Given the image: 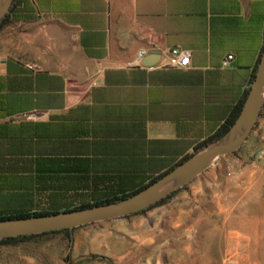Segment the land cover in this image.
Wrapping results in <instances>:
<instances>
[{"label":"crops","instance_id":"0c3cea01","mask_svg":"<svg viewBox=\"0 0 264 264\" xmlns=\"http://www.w3.org/2000/svg\"><path fill=\"white\" fill-rule=\"evenodd\" d=\"M263 42L264 0H14L0 27V216L119 197L165 173L224 123ZM173 47L190 50L187 67H164ZM141 49L158 52L155 64L126 67ZM257 122L247 140L264 133V115ZM178 200L177 213L163 215L178 226L169 238L129 229L131 240L157 250L179 242L177 264H258L259 254L249 263V251L227 243L195 245L212 239L196 226L222 212L219 200Z\"/></svg>","mask_w":264,"mask_h":264},{"label":"rangeland","instance_id":"374dc122","mask_svg":"<svg viewBox=\"0 0 264 264\" xmlns=\"http://www.w3.org/2000/svg\"><path fill=\"white\" fill-rule=\"evenodd\" d=\"M263 115L260 110L257 120L260 121ZM240 172L251 175L252 183L241 182L245 178L243 175L238 180L236 175ZM180 196L184 197L185 207L194 205L193 196L204 197L207 201L217 199L225 206L218 214L212 209L215 212L207 222L196 226L197 231H212L211 240L195 241L197 247L211 244L213 249L223 248L227 243L230 253L234 254L236 247L239 253L249 251L251 263V252H254L259 254V258L254 256L259 259L258 264H264V133L259 132L254 139H246L232 154L217 159L163 203L140 214L73 228L68 234L50 233L2 244L0 264H177L175 253L179 242L165 239L160 241L157 250L155 245L133 242L127 230L155 232L163 229L166 231L164 236L169 238L170 226L168 219L163 222V215L170 211L177 213ZM204 205L208 203L201 204ZM170 222L172 224L174 220ZM101 225L111 229L116 225L121 227L109 232L100 230ZM177 228L172 226L170 229ZM225 231H243L247 238L227 241L216 238L218 233ZM111 237L116 238L118 244L113 243ZM172 246L174 248L170 249ZM234 259L236 256H229V260Z\"/></svg>","mask_w":264,"mask_h":264},{"label":"water","instance_id":"95a60500","mask_svg":"<svg viewBox=\"0 0 264 264\" xmlns=\"http://www.w3.org/2000/svg\"><path fill=\"white\" fill-rule=\"evenodd\" d=\"M13 0H0V20ZM158 52L142 58L143 66L157 61ZM264 103V42L240 111L231 126L216 140L191 153L159 178L132 195L82 209L0 220V240L46 232L70 230L80 226L132 215L182 188L222 156L232 154L247 139Z\"/></svg>","mask_w":264,"mask_h":264},{"label":"trees","instance_id":"16d2710c","mask_svg":"<svg viewBox=\"0 0 264 264\" xmlns=\"http://www.w3.org/2000/svg\"><path fill=\"white\" fill-rule=\"evenodd\" d=\"M14 9V0L12 1V4L8 10V12L5 14V16L0 20V27L5 24L7 22V19H8V16L10 15V13L13 11ZM262 51V49H261ZM261 54V52H260ZM260 56V55H259ZM259 59V58H258ZM258 63V61H257ZM257 65V64H256ZM255 69H256V66H255ZM255 69L253 71V75H252V79L251 81L253 80V77H254V73H255ZM246 94H247V91H245L244 95L242 96V98L236 103V105L233 107V109L230 111L228 117L226 118V120L224 121V123L216 130L215 133H213L210 137H208L207 139H205L204 141H202L201 143L197 144L194 151L193 152H196L198 150H200L201 148L205 147L207 144H209L210 142L218 139L230 126L231 124L234 122L235 118L237 117L239 111H240V108L242 106V103L246 97ZM191 154L183 157L180 161H178L176 164L182 162L183 160H185L188 156H190ZM175 164V165H176ZM174 165V166H175ZM173 166V167H174ZM172 168V167H171ZM170 168V169H171ZM169 169V170H170ZM162 175V174H161ZM161 175L151 179L146 185H148L149 183L153 182L154 180H156L157 178H159ZM145 185V186H146ZM143 186V187H145ZM143 187H141L140 189H142ZM139 189V190H140ZM179 190V189H178ZM178 190L174 191L173 193L169 194L167 197H165L164 199L150 205L149 207L145 208L144 210L142 211H139L137 213H134L132 215H136V214H140V213H143L144 211H147L161 203H163L165 200H167L169 197H171L173 194H175ZM138 191V190H137ZM137 191H133L131 193H128V194H125V195H121V196H114V197H110V198H107V199H104V200H100V201H97V202H94L92 204H84V205H81V206H78V207H73V208H69V209H63L61 211H68V210H74V209H82V208H87V207H90V206H94V205H100V204H106V203H110V202H113V201H116V200H119L121 198H125V197H128L130 195H132L133 193L137 192ZM56 212H60V211H39V212H33V213H23V214H14V215H7V216H0V220H3V219H15V218H24V217H28V216H36V215H44V214H51V213H56ZM127 217V216H125ZM70 232V230H61V231H54V232H46V233H41V234H35V235H26V236H21V237H14V238H8V239H2L0 240V245L2 244H7V243H10V242H15V241H18V240H23V239H26V238H29V237H34V236H40V235H45V234H50V233H65V234H68Z\"/></svg>","mask_w":264,"mask_h":264},{"label":"built area","instance_id":"2783aa9c","mask_svg":"<svg viewBox=\"0 0 264 264\" xmlns=\"http://www.w3.org/2000/svg\"><path fill=\"white\" fill-rule=\"evenodd\" d=\"M146 51L141 49L136 52L134 58L126 64V67L133 68V67H142L141 59L145 56ZM166 56V63L164 67L172 68V69H180L187 67L190 63L191 52L188 49L180 48V47H173L165 52ZM232 59L231 55H227L221 61V66L225 67Z\"/></svg>","mask_w":264,"mask_h":264}]
</instances>
